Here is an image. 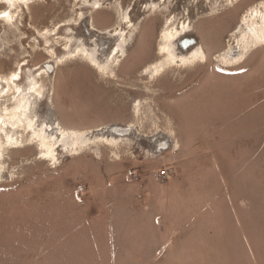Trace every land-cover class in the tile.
Returning a JSON list of instances; mask_svg holds the SVG:
<instances>
[{"label": "rangeland", "instance_id": "374dc122", "mask_svg": "<svg viewBox=\"0 0 264 264\" xmlns=\"http://www.w3.org/2000/svg\"><path fill=\"white\" fill-rule=\"evenodd\" d=\"M151 1L34 0L13 24H0V75L7 77L55 61L70 43L60 80L66 66L75 73L55 90L54 104L61 122L80 132L56 141L23 126L11 144L1 135L0 244L121 243L131 257L134 245L174 243L181 229L211 226L220 233L203 241L214 244L217 259L205 264H264V37L233 39L258 0ZM217 1L227 7L221 29L202 21L217 15ZM192 22L206 59L149 71L164 59L162 32ZM121 35L130 46L109 60ZM238 44L242 56L224 59ZM97 46L106 70L81 52ZM5 87L0 79V111L17 105L18 93ZM113 124L135 132L83 138ZM47 252L40 258L48 260Z\"/></svg>", "mask_w": 264, "mask_h": 264}, {"label": "crops", "instance_id": "0c3cea01", "mask_svg": "<svg viewBox=\"0 0 264 264\" xmlns=\"http://www.w3.org/2000/svg\"><path fill=\"white\" fill-rule=\"evenodd\" d=\"M99 48L97 46L96 50ZM97 52L99 54L100 49ZM61 105L64 104L61 103ZM57 112L59 114L58 109ZM59 118L61 120V116ZM61 124L68 130L74 129L64 125L63 122ZM149 227L150 225L146 228L149 229ZM172 232L175 233V230ZM218 232L220 233L211 226H200L191 234L181 229L180 241L172 243L165 240L161 244L156 243L157 245L153 242L137 244L132 247L131 257H128L125 252L128 245L121 243L113 247V245L109 246L108 242L98 244L97 241L82 240L73 243L54 240V238L46 241L39 240L31 244H24L20 241V244L14 246L3 243L0 244V264H205V258L207 263H213L217 259V249L214 248L213 243H204L203 235H212L214 238L213 235H218ZM54 233L55 231L52 230L53 236ZM43 234H45L44 230ZM165 239L170 240V236ZM190 239L195 242H189ZM48 250H51L52 256L48 260L41 259V255L47 256ZM141 250L144 252L141 253ZM140 253L142 257H139ZM11 255L18 258L11 260ZM33 255L34 259H29Z\"/></svg>", "mask_w": 264, "mask_h": 264}, {"label": "bare ground", "instance_id": "6f19581e", "mask_svg": "<svg viewBox=\"0 0 264 264\" xmlns=\"http://www.w3.org/2000/svg\"><path fill=\"white\" fill-rule=\"evenodd\" d=\"M259 11L260 10L258 9L252 10V12L247 15L248 19L243 18L244 24H247L250 21L251 23L256 25L255 20L257 19V16H261V14H259ZM262 15L264 20V10ZM247 29H250L253 32L252 35L247 36L249 37V39H251V36L254 38L264 37V34H262V28L256 30V28H252V25L249 24ZM190 31L191 30L189 26H186L185 24H183V27L179 30L178 28L172 30L166 28L161 34L163 44L159 48V53L164 55V59L163 61H159L157 64H155V66L150 67L149 71H152V73H160L167 64L180 63L186 65L191 62H195L198 59H203L204 49L201 45L195 47L191 51V53L188 54H182L177 49V40L179 39V37L185 35ZM243 36L246 35L244 34ZM128 42L124 38V35H121L117 47L112 50L111 54L108 56V59L112 60L115 57V60H117L120 56L126 54L127 48L128 46H130V43ZM239 44H241V42ZM96 49L97 47H95V49H91L90 51L84 49L83 51L81 50V52L83 56L86 57V59L99 70H106L107 65L103 64V62L100 60L101 56L97 52L99 51V49ZM223 58L229 60L227 55H225ZM17 77V74H13L10 77H0L3 78L5 82L6 87L3 89L4 91H6L5 94H9L11 90H15L18 93L15 98L17 105L14 108L4 107L0 111V154L3 153L4 148L1 135H5L7 143L11 144L12 141L14 142L16 140L15 135L13 133H16L15 130L22 128L23 126H25L26 129L29 130V132L37 133L39 130L42 133H45L46 137H49V139L55 137L56 141H59L65 133H80L72 129L68 130L62 126L59 116L53 111L52 102V107L50 105L49 106L53 112L51 111V114H49L50 117L48 118V120H44L43 122H41L36 108L37 100L42 95V90L39 85L37 76L35 75L31 77L27 87H25L24 84L18 83L16 81ZM9 127L12 128V131L7 130ZM101 128L103 127H99L96 130H100ZM82 133H85L83 135V138H87L92 132L89 131ZM108 138L112 137L108 136ZM113 138L119 139L121 137L113 136Z\"/></svg>", "mask_w": 264, "mask_h": 264}, {"label": "flooded vegetation", "instance_id": "af4514ba", "mask_svg": "<svg viewBox=\"0 0 264 264\" xmlns=\"http://www.w3.org/2000/svg\"><path fill=\"white\" fill-rule=\"evenodd\" d=\"M33 1L34 0H26V1L0 0V24L2 22L8 23V24H13V22H15L16 17L19 15L20 10H22V7L24 6L28 12L27 6H29V4H31ZM236 1H238V0H236ZM160 2L161 1L153 0L150 3L152 4V6H159ZM229 2H231V1H229ZM245 2H246V0H245ZM217 4L220 5V3L218 1H217ZM227 4H229V3H227ZM247 7H248L246 10L247 14L245 13L242 15L246 16V15H248V13L250 14L252 12V10L258 9V10H260L259 14H261V17H262L263 10H264V0L254 1L253 3L248 5ZM226 8H227L226 4L223 5V3H222V6L220 5L218 8L217 7L214 8L213 13H217V12L219 13L221 11V9H226ZM201 13H202L201 16H205V15L208 16L209 15L207 11L206 12L201 11ZM218 13H217V15H213L210 17H202V21H205L207 24H212V23H208V22H214L216 20L217 21L216 24H217L218 28L221 29L219 25L222 24V20L224 18H223L222 13H219V14ZM261 17H258L255 20L256 25H254L251 22L244 24L243 19L240 20V22L238 23L236 28L233 30V32H234L233 36H235L236 34L238 36L239 35L240 36L239 37L238 36L233 37V39L235 41H239L244 34L246 36L252 35V33H253L252 30L247 29L249 24L252 25V28H254V29L256 28V30L259 28H264V20ZM194 25H195V22L194 23L192 22V26L190 27L191 31L194 30L193 29ZM218 28H216V29H218ZM190 32L186 33L185 35L180 36L179 39L177 40L178 51L182 54H188V53H191V51L195 47H197L198 45H201L204 49V58L203 59H206L207 51L205 50V47L202 43V40L197 39V37H195V36H192ZM0 34H1V30H0ZM35 36H37L36 41L38 43L37 42L36 43L38 45V44H40L38 38L43 39V37H42V34H40V35L36 34ZM70 40L71 39H69V41ZM69 45H70V43H69ZM69 45H68V49L65 50L66 52L58 55L56 57L57 59L55 61L51 60V61H48L46 63H41L39 66L34 68L35 70L31 68V70L27 74L25 73L24 76H23L22 71H21L22 69H19L18 73H15L18 75V77L16 78V81L17 82L19 81L18 83H20V84H23L24 78L26 77L27 81H26V84L24 83V86L28 85L29 80L31 79L32 76H35V75L37 76L38 81H39V85H40L41 90H42L41 91L42 95L39 97V99L37 100V103H36L37 104L36 108H37L41 122H43L44 120H48V118L50 117L49 114H51V111H52L50 106L52 107V104H53L52 108H53L54 113L58 115L56 105L54 104V95H55V98L57 96V93L55 92V90H59L60 87L65 85V83L68 82L67 79H70L71 75L73 76L75 73L74 71H72L69 68V66H66L67 67L66 70L63 67L64 73H62V74L66 75V76H65L64 80H60V75H61L60 69H61V67L60 68L58 67V63H60V61L65 60V58L71 57V55H73V53H74V50H71ZM158 52H159V49H158ZM223 53H225V52L223 51L222 54ZM53 54L55 56V51H53ZM222 54H220L219 56L217 55V58L221 57ZM225 55H227L229 58L231 57L232 59L233 58H240L242 56L241 47L238 44L236 48H232V49H229L228 51H226ZM159 61H162V60H159ZM43 74L46 75L45 83H44V79L42 76ZM2 76L7 77V76H4L1 74L0 77H2ZM10 76H8V77H10ZM0 79L3 80V78H0ZM3 82H4V80H3ZM43 102H46V103H44V105H43L42 104ZM51 102H52V104H51ZM44 106H46V107L44 108Z\"/></svg>", "mask_w": 264, "mask_h": 264}, {"label": "water", "instance_id": "95a60500", "mask_svg": "<svg viewBox=\"0 0 264 264\" xmlns=\"http://www.w3.org/2000/svg\"><path fill=\"white\" fill-rule=\"evenodd\" d=\"M134 132H135L134 129L129 125L113 124V125L104 126L100 130H95L92 133H97L101 135H112L117 137L118 136L126 137V136H131Z\"/></svg>", "mask_w": 264, "mask_h": 264}, {"label": "built area", "instance_id": "2783aa9c", "mask_svg": "<svg viewBox=\"0 0 264 264\" xmlns=\"http://www.w3.org/2000/svg\"><path fill=\"white\" fill-rule=\"evenodd\" d=\"M160 173H161V175L163 176V177H167V170L166 169H163L162 171H160Z\"/></svg>", "mask_w": 264, "mask_h": 264}]
</instances>
